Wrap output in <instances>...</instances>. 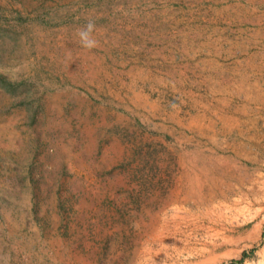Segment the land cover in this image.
<instances>
[{"label":"rangeland","instance_id":"rangeland-1","mask_svg":"<svg viewBox=\"0 0 264 264\" xmlns=\"http://www.w3.org/2000/svg\"><path fill=\"white\" fill-rule=\"evenodd\" d=\"M0 264H264V0H0Z\"/></svg>","mask_w":264,"mask_h":264},{"label":"clouds","instance_id":"clouds-1","mask_svg":"<svg viewBox=\"0 0 264 264\" xmlns=\"http://www.w3.org/2000/svg\"><path fill=\"white\" fill-rule=\"evenodd\" d=\"M96 29L95 22L91 19L87 20L84 27L77 29L76 35L80 45L87 50L98 47V41L94 38L93 33Z\"/></svg>","mask_w":264,"mask_h":264}]
</instances>
